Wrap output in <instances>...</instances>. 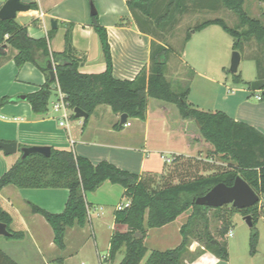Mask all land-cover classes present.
Segmentation results:
<instances>
[{
    "label": "trees",
    "instance_id": "16d2710c",
    "mask_svg": "<svg viewBox=\"0 0 264 264\" xmlns=\"http://www.w3.org/2000/svg\"><path fill=\"white\" fill-rule=\"evenodd\" d=\"M89 1L91 5L94 4V0ZM191 1L197 2L199 8H207L213 0H127V5L140 30L154 37L157 29H164L175 23L177 16L189 9ZM219 2L237 14L238 26L232 27L223 18L217 17L198 24L193 32L217 24L234 37L233 48L241 54H244L246 42L252 37L264 46V22L248 14L244 7L245 0H216L214 7ZM29 5L31 9L37 8L36 3ZM92 19L93 28L101 39L106 58V70L100 73L80 71L85 56L79 55L74 47L72 23L66 32L65 50L52 52L46 37H31L26 26L20 24L16 18L0 19V53L7 44L12 45L18 50L15 56L18 67L30 61L47 76L40 89L26 97L34 112H48L52 96L60 89L73 113L75 107H80L87 111L90 117L98 105L108 104L115 113H127L129 118L145 120L149 99L157 98L176 104L184 119L194 120L204 140L209 142L214 150L205 158H188L183 154H175L167 161L164 174L140 175L123 170L109 161L94 164L88 158L76 155L72 150L51 147L50 156L34 152L15 162L0 177V190L9 184L18 187L69 189L65 209L60 213L32 206L35 212L44 215L52 225L55 243L64 248L67 228L75 222L82 226L87 222V194L109 181L122 186L125 196L129 198L127 206L115 211L116 224L126 226V229L114 230L110 239V260H114L125 248L124 257L119 264H142L144 260V264H186L185 255L196 237L203 243V251H210L220 259L228 260L229 246L223 237L230 229V213L220 212L222 208H227V205L205 207L197 204L196 199L218 183L233 185L238 175H241L259 195H264V133L252 125L236 121L223 110L207 111L192 106L188 102L190 90H177L166 75L171 48L156 39L151 42L149 72L147 67H143L134 79L116 78L108 31L101 25L98 13L94 14ZM190 39L191 31L188 32L185 42ZM51 61L55 64V79H51L49 73L48 64ZM257 61L259 76L245 83L251 90L261 89L264 97V65L263 60L258 58ZM228 72L234 83L244 82L241 71ZM54 84L57 88L53 87ZM121 126L124 125L118 127ZM192 158L203 160L202 167H196L194 175L182 174L181 168L185 164L181 162L191 161ZM217 158L227 167H218ZM186 170L187 168L184 169ZM176 177L178 181H173ZM159 179L164 181L160 183ZM210 210L221 213L220 217L223 219L224 225L217 236L209 228ZM187 211L191 213L181 227L182 242L175 248L153 250L148 255L145 244L148 229L162 227ZM234 211L241 212L244 216H252L253 231L250 244L252 253H255L259 240L256 225L264 216V205L257 203L243 209L233 206L231 212ZM0 221L6 223L11 231L9 238L25 237L24 231H13L10 228L12 217L7 211L0 209ZM202 222L203 226L197 229ZM0 264L19 263L0 247Z\"/></svg>",
    "mask_w": 264,
    "mask_h": 264
},
{
    "label": "crops",
    "instance_id": "0c3cea01",
    "mask_svg": "<svg viewBox=\"0 0 264 264\" xmlns=\"http://www.w3.org/2000/svg\"><path fill=\"white\" fill-rule=\"evenodd\" d=\"M6 1L0 0V9ZM22 2L37 4L36 9L21 11L16 17L20 24L26 26L31 37H46L52 52H63L66 47V32L72 23L74 47L79 55L85 56L80 71L100 73L106 70V58L101 39L93 28L89 0ZM95 7L101 25L108 31L114 76L119 79H134L143 67H147L149 72L151 42L155 38L140 30L127 0H95ZM53 19L57 20L56 26H53ZM246 50L245 45L244 53ZM17 53L18 50L9 44L0 53L2 141H15L19 147L44 145L72 150L94 164L109 161L123 170L140 175L164 174L168 164L166 157L172 158L175 154L194 155L200 152L201 144L202 154L205 153L206 156L214 150L204 140L199 127L198 132L192 131V120L184 119L176 104L157 98L149 99L145 120L128 118L129 124H122V114L113 112L110 105L100 104L88 120L76 116L73 119L70 113L72 110L69 109L66 125H60V113L53 109L59 97L58 89L51 98L48 112L35 113L31 103L22 96L39 90L47 76L30 61L18 67L15 62ZM241 55L243 60L244 54ZM258 76L259 68L254 78H245L242 73L244 82L236 84L232 81L233 86L227 85L229 93L216 97L213 101L215 108L207 111L223 110L236 121L252 125L264 133V97H257L258 94L263 95V91L251 90L245 83ZM53 87L57 88V85L54 84ZM202 109L206 110L204 106ZM120 125L124 126L119 128ZM204 146L208 147L207 151H204ZM17 153L20 156L15 155ZM17 153L7 154L3 149L0 150V177L22 157V151ZM124 193L122 186L109 181L104 182L96 191L89 192L87 203L90 213L86 224L82 226L75 222L69 226L65 233V247L60 248L54 241L52 225L44 215L35 212L32 206L60 213L65 209L69 189L18 187L9 184L0 190V209L11 215L10 228L13 231H24L25 237L12 239L0 236V247L19 264H119L124 257L125 248L118 253L123 256L119 258L117 255L114 260L109 259V251L114 230L126 229V226L115 222V211L120 205L129 202ZM186 214L182 213L176 220L162 227L148 229L145 244L149 232L156 231V238L152 239L154 246L149 250L146 245L148 255L153 250L175 248L182 242L181 227L189 217ZM105 215L109 220L106 224L109 225V238L107 253L102 254L98 230L104 228ZM184 216H187L186 219ZM91 237L93 243L89 242ZM189 249L185 255L186 264H231L230 257L222 260L210 251H203V243L197 239L192 240ZM144 263L145 260L142 264Z\"/></svg>",
    "mask_w": 264,
    "mask_h": 264
},
{
    "label": "rangeland",
    "instance_id": "374dc122",
    "mask_svg": "<svg viewBox=\"0 0 264 264\" xmlns=\"http://www.w3.org/2000/svg\"><path fill=\"white\" fill-rule=\"evenodd\" d=\"M210 2L211 3L208 5L210 7L207 8H199L197 2H189V9L185 13L178 15L175 23L168 25L164 29H157L154 36L157 41L165 43L172 50L169 54V64L166 71L168 79L177 90H185L188 88L190 90L188 102L201 110L202 106H204L206 110L215 108V103H213V101L216 97H223L225 94H228L229 89L227 85H234L231 75L228 72L231 67L232 54L235 50L233 48L235 41L234 37L225 32L223 28L217 24H212L202 30L193 32L195 26L198 24L207 19L217 17L223 18L232 27L238 26L239 17L236 13L225 7L221 2H219L216 7H214L216 0L215 2L214 0ZM244 7L249 15L260 18L264 22V0H245ZM189 31H191V39L186 43L185 38ZM246 46L247 50L246 53H244L240 71H242L245 78H254L259 68L257 57L263 60L264 65V46L259 43L255 37H252L246 43ZM208 77H210L211 80L210 78L208 79ZM220 85H224L225 88ZM243 85L246 84L244 83ZM70 113L71 117L75 119L74 113L72 111ZM190 127L193 132H198V126L194 120H192ZM204 147V151H207L206 148L208 147ZM200 148V152L194 155H186V157L189 158L193 156L205 158L206 154H202V144ZM15 155L20 156V153ZM192 159L191 161L183 160L181 162L185 164V166L181 168L183 169L182 174L188 173L194 175L196 174L194 172L196 167H202L203 160L197 158ZM217 163L219 165L217 166L221 169L227 167L219 158H217ZM186 168L187 170L184 171ZM176 172L179 173L178 170H176ZM178 173H176V175H178ZM159 181L162 183L164 180L159 179ZM173 181H178V178H174ZM226 205L227 208H222L220 212L225 213L227 211L230 213V229L223 239L227 241L229 246L231 264H264V219H261V217L256 225L259 231V240L257 251L252 253L250 244L251 233L253 231L252 227L248 225L245 216L241 212H231L233 207L232 204ZM186 213V215H190L191 211H187ZM221 213L219 214L216 210H210L208 214L209 228L216 236L224 225L223 219L220 217ZM107 215H105L104 218V228L101 229L102 231L98 230L102 254L107 253L106 247L109 238V225H106L109 221ZM186 217L187 216H184V219H186ZM202 226L203 222L197 229H200ZM231 231L232 235H230ZM149 234L146 245L149 250H151L154 246L152 239L156 238V231L151 230ZM196 239L198 240L199 238L196 237ZM89 242L93 243L92 237ZM95 255H97V252H95ZM118 256L121 258L123 255L119 254Z\"/></svg>",
    "mask_w": 264,
    "mask_h": 264
},
{
    "label": "water",
    "instance_id": "95a60500",
    "mask_svg": "<svg viewBox=\"0 0 264 264\" xmlns=\"http://www.w3.org/2000/svg\"><path fill=\"white\" fill-rule=\"evenodd\" d=\"M30 10V5L22 2V0H7L3 7L0 9V19L7 20L16 18L18 13L21 11ZM91 13L94 15L97 9L94 4L91 5ZM53 26L57 25V20L53 19ZM242 61L241 52L234 50L231 58V73H237L239 71L240 63ZM48 68L50 69L51 79L56 78L55 64L49 62ZM24 99L26 95L22 96ZM74 114L76 117L89 118V113L80 107L74 108ZM128 114L123 113L121 115V123L126 124L128 121ZM0 149H3L7 154L17 153L19 150L22 151V157L30 153H41L45 156L51 155V147L44 145L24 146L19 147L18 143L6 142L0 140ZM260 200L259 193L241 176L238 175L233 185L229 186L223 182L218 183L212 187L206 194L199 196L196 199V203L205 207H219L225 204H232L234 207L243 209L254 206ZM245 219L250 227L253 226L252 216L246 215ZM11 231L8 229L6 223L0 221V236H9Z\"/></svg>",
    "mask_w": 264,
    "mask_h": 264
},
{
    "label": "built area",
    "instance_id": "2783aa9c",
    "mask_svg": "<svg viewBox=\"0 0 264 264\" xmlns=\"http://www.w3.org/2000/svg\"><path fill=\"white\" fill-rule=\"evenodd\" d=\"M58 94H59V97H58L56 103L53 105V109L56 112L60 113V116H61L60 125H66V121L69 117V107H68L67 102L64 99L65 95L63 94V92H61L60 89H58ZM257 97H258V99H262V94H258ZM126 124H129V122H127ZM166 160L170 161L171 159L166 157ZM258 203L260 204V206L264 205V195H260V200ZM127 205H128V203H126L124 205H120L118 208L121 209ZM89 213H90V211L88 208V214ZM230 235H232V231L230 232Z\"/></svg>",
    "mask_w": 264,
    "mask_h": 264
}]
</instances>
